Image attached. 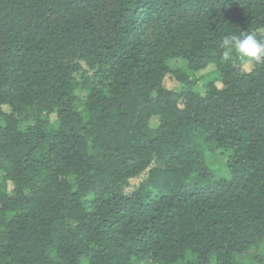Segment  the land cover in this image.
<instances>
[{"label": "trees", "instance_id": "1", "mask_svg": "<svg viewBox=\"0 0 264 264\" xmlns=\"http://www.w3.org/2000/svg\"><path fill=\"white\" fill-rule=\"evenodd\" d=\"M250 33L264 0H0V264L263 243L264 64L220 46Z\"/></svg>", "mask_w": 264, "mask_h": 264}, {"label": "clouds", "instance_id": "2", "mask_svg": "<svg viewBox=\"0 0 264 264\" xmlns=\"http://www.w3.org/2000/svg\"><path fill=\"white\" fill-rule=\"evenodd\" d=\"M220 46L227 50L226 56L235 49L241 56L248 58L249 63L264 64V41L255 34L225 36Z\"/></svg>", "mask_w": 264, "mask_h": 264}, {"label": "rangeland", "instance_id": "3", "mask_svg": "<svg viewBox=\"0 0 264 264\" xmlns=\"http://www.w3.org/2000/svg\"><path fill=\"white\" fill-rule=\"evenodd\" d=\"M170 65L174 68H179L184 65V62L182 61H173L170 63ZM215 77L214 73L209 74L205 79L198 82L197 84V91L202 90L203 84L212 78ZM166 86L169 89L174 90L176 88V85L172 81H167ZM209 161L212 162V164H215V167L222 168L223 164L225 162V158L221 156H216L214 154L209 153L208 157ZM237 260L240 264H263L264 263V241L263 243L259 242L255 247H253L246 255L237 257Z\"/></svg>", "mask_w": 264, "mask_h": 264}]
</instances>
